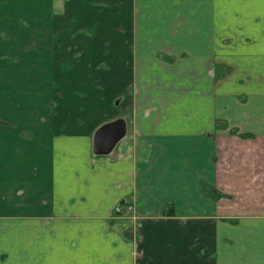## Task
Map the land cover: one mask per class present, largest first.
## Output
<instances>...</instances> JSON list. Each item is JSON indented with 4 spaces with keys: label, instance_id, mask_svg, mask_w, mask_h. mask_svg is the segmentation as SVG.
I'll list each match as a JSON object with an SVG mask.
<instances>
[{
    "label": "crops",
    "instance_id": "obj_1",
    "mask_svg": "<svg viewBox=\"0 0 264 264\" xmlns=\"http://www.w3.org/2000/svg\"><path fill=\"white\" fill-rule=\"evenodd\" d=\"M0 264H264V0H0Z\"/></svg>",
    "mask_w": 264,
    "mask_h": 264
},
{
    "label": "rangeland",
    "instance_id": "obj_2",
    "mask_svg": "<svg viewBox=\"0 0 264 264\" xmlns=\"http://www.w3.org/2000/svg\"><path fill=\"white\" fill-rule=\"evenodd\" d=\"M45 77L46 79H54L53 76L46 75ZM77 91L79 90H75L74 93H77ZM82 91L83 92L81 94H88V97H90L93 91H96L98 93L103 92L102 90H99V91L91 90L90 86L87 87L85 91L84 90ZM27 93H28L29 108L34 107L33 112L32 113L29 112L30 114L29 116L38 117L39 115H42V114H49V113L56 114L57 112H59L60 108L59 109L57 108L55 100H54L55 98H58V97L55 96L54 92H51L49 89H47L44 84L42 83L37 84V83L29 82ZM23 98H24V95H23ZM25 114H26V110H25ZM24 136L30 138L27 132L24 133ZM136 220L138 221V218L134 216L131 217V220H130L131 221L130 233L132 234V239H135V241H137V236L139 235L136 230L138 226L137 225L138 223Z\"/></svg>",
    "mask_w": 264,
    "mask_h": 264
},
{
    "label": "water",
    "instance_id": "obj_3",
    "mask_svg": "<svg viewBox=\"0 0 264 264\" xmlns=\"http://www.w3.org/2000/svg\"><path fill=\"white\" fill-rule=\"evenodd\" d=\"M127 123L123 117L100 125L93 137V151L97 155L110 154L125 137Z\"/></svg>",
    "mask_w": 264,
    "mask_h": 264
},
{
    "label": "trees",
    "instance_id": "obj_4",
    "mask_svg": "<svg viewBox=\"0 0 264 264\" xmlns=\"http://www.w3.org/2000/svg\"><path fill=\"white\" fill-rule=\"evenodd\" d=\"M201 189L205 194L211 195V196H215V195H220L218 192V190L210 185H208V183H206L205 181H202L201 183Z\"/></svg>",
    "mask_w": 264,
    "mask_h": 264
}]
</instances>
